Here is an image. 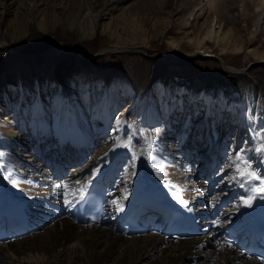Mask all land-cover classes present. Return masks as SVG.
Returning a JSON list of instances; mask_svg holds the SVG:
<instances>
[{
    "label": "bare ground",
    "instance_id": "bare-ground-1",
    "mask_svg": "<svg viewBox=\"0 0 264 264\" xmlns=\"http://www.w3.org/2000/svg\"><path fill=\"white\" fill-rule=\"evenodd\" d=\"M58 1L0 0V18L4 19L1 26L7 29L14 23V20H9L8 25V18L14 16L19 21H30L32 35L48 22L52 9L62 8L64 3H68L63 10L72 15L67 20H73L72 29L78 33L81 31L84 36H92L102 26L106 36L114 41V46L110 48L140 52L138 50L147 46L149 38L154 39L159 33L162 34L160 31L151 35L146 33V38H128L138 35L143 29L139 16L146 15L147 18V15L155 14L156 18L159 17L150 7V0H115L106 2L107 5L102 4L103 0H95L94 3L102 7L101 10L94 9L92 1L82 0L78 11L70 1ZM201 2L184 10L175 1L165 0L161 3L164 11L160 13L167 15L169 24L178 18L186 22ZM207 2L208 7L198 16L200 22L192 35L187 37L193 53L179 46L180 42L173 41L172 45L179 53L174 55L181 59L192 56L206 48L210 39H214L222 54L232 52L237 56L245 53V58L255 61V66L249 71L240 72L225 66L226 70L246 81L244 89L236 94L221 89L214 81L198 86L181 78L179 86L187 88L184 89L186 93L177 94L176 90L170 93L167 91L170 87L165 83L161 88V81L158 92L152 94L154 98L145 96L141 102V94L146 95L147 90L144 85L152 77L146 78L143 67L138 68L133 76L113 75L105 83L99 82L89 88L75 102L76 108L71 103L69 88L78 79V70L74 63H62L55 71L63 91L57 104L60 102L61 106L59 124L53 136L55 141L49 142L47 149L55 160L48 161L46 156L39 154L37 157L41 160L37 159L36 162H40L41 167H37L35 160L19 163L11 157L0 135V223L5 226L6 219L10 222L14 220L25 228V233L20 237L8 238L0 243V264H15L8 256L9 252L18 257L30 258L33 254L34 257L45 258L43 264H258L255 260L244 259L233 248L220 246L216 230L223 229L225 225L194 224L196 229L193 228L189 234L191 236L180 241L165 239L162 232L171 216V210L167 208L172 207L169 198L181 205L199 200L202 209L197 212H202L203 209H214L221 198L228 197L229 201H235L236 210L223 213L228 216L227 222L239 225L247 222L257 202L252 199L249 206L243 201L260 194L253 191L260 180L241 181L235 168L228 166L237 151L244 149L246 158L264 179V154L255 151L264 138V84H261L264 83V15L258 20L253 19L250 28H247L250 12L249 0H245L242 15L246 25L245 35L238 27L239 18L234 15L236 0ZM116 10L119 15L112 18ZM107 17L111 18V22L101 24ZM81 18L86 22L83 27ZM56 19L54 17L50 21L55 22ZM122 22L129 23L131 27L125 39L116 34L122 29L119 26ZM152 24L154 28L155 22ZM45 29V32L49 31V28ZM2 36L0 48L17 42V37L7 35L10 37L8 42L4 38L6 35ZM17 84L8 75L1 78L0 126L16 127L21 122L24 127L32 125L30 130L36 131L41 127L35 123V119L38 113L39 117L43 115L37 103V106L34 105L36 94L24 88L23 81H20L18 85L23 97L14 101L12 96L19 91ZM55 85V81H50L46 87H42L39 81L37 95L41 98L49 95ZM102 85H105V89ZM201 87L206 91L203 95L197 92ZM141 88L144 89L140 91ZM246 89L255 91V94L251 91L247 96ZM57 105L52 102L45 106L44 111L50 113L51 118L56 115L54 117L57 119ZM215 105L221 112L217 121H211ZM120 107L122 112L117 118L118 126L110 129L112 134L102 140L101 137L110 128L109 118L113 120V110ZM197 108L195 114L190 116L189 113ZM80 117L91 119V127L100 133V141L81 124ZM233 122L237 128L231 130L229 127ZM245 129L250 131L249 145L234 140ZM149 134L157 135L154 137L157 139L150 140ZM239 138L242 140L241 136ZM165 141L166 144L163 143ZM66 145L68 151L64 153L62 148ZM55 149L63 151L61 156L65 155V160L57 155ZM193 157L200 159L195 162L196 165L193 164ZM223 160L227 162L226 168L220 171ZM227 167L235 177L224 182L221 179L228 171ZM219 171L222 177L221 174L217 175ZM94 185H99L103 190L99 226L75 224L72 215L76 211L75 205ZM214 185L227 189L224 194L210 191ZM194 222L199 224L200 221ZM133 225H142L144 230L153 229L155 232L148 237H126L128 231L133 233ZM199 233H202L201 238L200 235L195 236Z\"/></svg>",
    "mask_w": 264,
    "mask_h": 264
},
{
    "label": "rangeland",
    "instance_id": "rangeland-1",
    "mask_svg": "<svg viewBox=\"0 0 264 264\" xmlns=\"http://www.w3.org/2000/svg\"><path fill=\"white\" fill-rule=\"evenodd\" d=\"M50 1L54 2V0ZM60 1L62 0H59L58 2ZM64 1H70L72 5L76 7L75 11H78V9L80 10V8L78 7L80 6L82 0ZM89 1H92L91 4L94 9H102V7L94 3L95 0ZM114 1L115 0H103L102 4L107 5L106 2L111 3ZM150 1H152V5H150V7L152 9H155V11L157 12L156 16L158 15L159 17L156 18L155 14L147 15V18L146 15L139 16V22L141 23L143 29L139 32L138 35L135 36H127L128 34L126 32L131 29L129 23L127 22H122L121 24H119L122 29H120L119 32L116 31V34L120 37H123V39L127 37L135 39L146 38V33L147 35H151L153 32L158 33L161 31L162 34L160 35L159 33V35L156 36L157 39L149 38L147 40V46L145 47L144 45L142 46V50H138L140 52L129 50L126 48H110L114 46V41L106 36L105 30L104 28H102V26L98 27L95 35H92L93 37L90 35L84 36L81 31H79L80 33H78L76 32V30H73L71 26L73 20L67 21L68 17L70 18L72 15L69 16V12L63 10V7L68 3H64V6L62 8H58L56 10L51 8L52 11L50 12L49 18H52L53 20L54 17H57L55 22L50 21L49 19L48 22L46 21L44 26L38 28L37 31L33 32L32 35L30 34V21H19L15 19L14 16H11L8 18V21L6 23H8L9 25V20H14V23L12 25L10 24L7 29H4L1 26V22L4 19L0 18V41H2V35H6L4 36V38L8 42H10V37H17L16 43L0 48V81L1 78L5 75L10 76V78L15 81L16 84H20V81H23V87L28 88L33 94H36L34 96V105H38L37 108L40 109V114H42L41 112H43V115H41L40 117L38 113V116L35 119L36 122L34 120L29 123V125H31L33 122H35L36 124H40L41 128H38L36 131L30 130V127L32 125H26L24 127L22 126L21 122L18 123L16 127H14V125L6 127L0 126V135L2 139L1 141L5 145L13 159L17 160L19 163L27 161L32 162L35 160L36 165L38 164L37 167H41L39 164L40 162H36V160L38 159L37 156L39 154H43V156H46V160H55V156L48 154L46 150L48 149V143L55 141V137H53L55 131L54 128L57 124H59V119H56L54 117L56 115H53L51 118L49 116L50 113L44 111V108L52 102L54 104L56 103L57 105L59 97L63 94V91H61L59 86L60 84L55 77V71L62 63H74L76 70H78L79 77L69 88L71 103L76 107L77 105L75 102L79 98L83 97L89 88H92L99 82L105 83L108 78L113 75L116 77H124L126 74L132 75L135 71H138V68L141 69L143 67L146 69V78L150 76L152 77L148 79L144 85L147 90L146 95L141 94V98L139 99V101L141 102L144 100L143 98H145V96H152L154 98V95L152 94L153 92H158V83L161 81L163 82L161 83V88L165 83V85L170 87L167 90L170 91V93L173 92V90H176L177 94L186 93L187 91H185L184 89L187 88H182V86H179V81L181 78L187 79L192 84H196L198 86H203L211 81H214L221 89L228 90L229 92H234L236 94H238L237 92L244 89L246 81L242 80L243 78L240 77V75H236L235 73L226 70V67H233L240 72L249 71L255 66V61L253 58H245V53L242 54L241 52L240 55L237 56H235L232 52H225L222 54L219 50V46L214 42V39H210L207 40L208 44L206 45V48L196 51L192 56L181 59L177 58L174 55L179 53L177 49L172 45L173 41L180 42L179 46L185 49V51L190 50L189 48H191V46L188 43L189 41L187 37L192 35L191 33L195 29V26L200 22L198 16L201 14L203 9H206L208 7L209 4L207 0H173L175 1L176 5H180L181 9L184 10L189 7L192 8L196 6V4L200 3L201 1L202 2L193 10L192 14L187 17L188 19L186 22L184 21V19L178 18V21L176 20L172 24L167 23L168 18L165 13H160L161 10L164 11V9H162L163 7L161 3L165 0ZM244 6L245 0H236V9L234 10V15L239 18V22L237 23L238 27L242 29V32L246 35V25L244 24L245 22L243 21L242 16ZM165 10V12L167 13L168 9L166 8ZM137 11L138 10H136V13L138 14ZM249 12L250 14L247 20L249 23L246 22V24H249L247 25V28H250L253 19L258 20L261 16L264 15V0H249ZM118 13L119 12L117 10L113 11L112 18L118 17ZM24 18H26V16H24ZM81 20L83 22V27L86 22H84L82 18ZM110 22L111 18L107 17L101 22V24L108 25ZM154 22L155 27L152 28V23ZM45 28H49V31L45 32ZM7 35H10V37H7ZM162 78L164 79L161 80ZM39 81L42 87H46V85L50 81H55V89L53 91H50L48 93L49 95H44V97L41 98V96L37 95L39 90L37 84ZM16 88H18L19 91H16L15 95L12 96V99H14V101L21 100L23 97V93L20 90L19 85L16 86ZM102 88L105 89V85H102ZM143 89L144 88H141L140 91H142ZM203 89L204 87H201L197 90V92H200L199 94L203 95L202 93L204 92L205 94L206 92L205 89ZM248 89L250 88L248 87ZM248 89H246L245 91V94L247 96L250 95V93L248 92L251 91V93L254 92L255 94V91H249ZM231 96H233V94ZM35 103H37V105ZM55 109L56 107L54 105L53 110ZM117 109V114L111 115L113 120L111 121V119L109 118L108 125L110 128L108 131H106V133H104V136L101 137V139L103 138L102 140L107 139V136L112 134L110 129H112L118 123L117 118L122 110L121 107ZM198 109L199 108L192 110V113L190 112L189 115L193 116L195 114V111H197ZM220 112L221 110L218 108V105H215L213 108V116L211 119H215V121H217L219 117L218 114ZM90 118L84 119L80 117V122L87 128L89 133H91V135L96 138V140H99L100 133L95 132L92 129V122H90ZM233 123L234 124H232L230 128L231 130L237 128V126H235V122ZM25 128L27 131H30L25 132ZM2 131H9V133L6 132L5 135ZM241 132L242 135L240 134V136L242 137V140L239 138L240 136H237V138H234V140L243 144H248V142L250 144V131L245 129ZM229 133L231 134L230 130ZM7 135L11 136L7 137ZM155 136L149 134L148 138L150 140H153ZM229 141L231 142V140ZM166 142L167 141L163 143L166 144ZM65 149L68 151L67 148ZM66 150L64 151V153L67 152ZM55 151L57 153L60 152L58 155H60L61 159L64 158L65 160V155L61 156V153H63V151L61 152L59 151V149H55ZM38 160L41 159L39 158ZM162 162H165L164 159H162ZM226 163L222 168H226ZM193 164H195V161H193ZM228 166H230V163ZM220 171H222V169H220ZM220 171L217 172L218 176L221 174ZM229 172L232 173V171L230 170H228L226 173ZM220 177H222V174L220 175ZM224 177H227V174H225ZM225 180H231V176L229 175L228 179H224L222 181L225 182ZM224 193L225 191L221 194ZM187 204L188 208L185 211L188 214H191V206L189 205V202ZM148 236L151 235H147L145 237ZM201 237L202 235H200V238ZM8 256L12 257V260L15 262V264H43L46 262L45 258L42 259L38 256L34 257L33 254L30 255V258H27L18 257L15 256L12 252H9Z\"/></svg>",
    "mask_w": 264,
    "mask_h": 264
},
{
    "label": "snow or ice",
    "instance_id": "snow-or-ice-1",
    "mask_svg": "<svg viewBox=\"0 0 264 264\" xmlns=\"http://www.w3.org/2000/svg\"><path fill=\"white\" fill-rule=\"evenodd\" d=\"M256 152L264 154V138H262V143L259 147L255 149ZM230 166L235 168L236 175L241 181H253L260 180V184L253 189L254 193H264V179H262L252 167L251 161L246 158V153L244 149H241L235 153L232 157ZM243 187L244 185L241 184ZM253 196H249L243 202L250 206V202ZM230 246V245H229Z\"/></svg>",
    "mask_w": 264,
    "mask_h": 264
}]
</instances>
